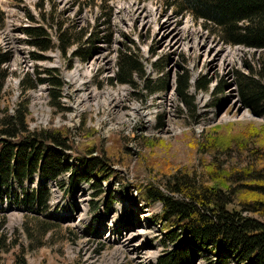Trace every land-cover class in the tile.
Wrapping results in <instances>:
<instances>
[{
	"label": "rangeland",
	"instance_id": "rangeland-1",
	"mask_svg": "<svg viewBox=\"0 0 264 264\" xmlns=\"http://www.w3.org/2000/svg\"><path fill=\"white\" fill-rule=\"evenodd\" d=\"M40 1L0 0L4 18L0 25V47L12 49L10 60L4 64L10 73L1 104L5 102L8 111L14 112L20 101L28 100L29 129L69 128L74 142L68 151L79 153L83 145H94L95 153L107 157L114 172L109 179L100 181L82 178L71 189L69 179L62 174L50 185V207L28 211L13 206L0 211V264H158L159 257L174 246L167 235V226L173 223L163 218L160 201L146 198L145 189L154 186L170 193L169 182L183 174L200 180L203 163L208 159L226 168L224 172H229L230 168L232 173L236 167L231 163L236 161L244 166L252 158V149L264 148V114L257 115L244 104L236 82L238 72L256 74L253 70L260 69L264 50L254 51L242 44L224 43L218 33L210 26L206 28L200 20L189 19L185 23L182 20L177 24V18L172 15L175 8L166 7V2L173 0H42L39 6ZM110 6L109 19L96 18ZM28 9L33 16L54 14L55 19L58 17L63 22V30L74 24L77 30L87 27V36L97 23L102 28L110 26L117 41L123 36L126 40L130 38V44L125 42V54H134L139 59L143 54L140 45L146 52L148 43L155 42L159 45L156 51L162 55L156 54L152 60L161 55L157 68L167 61V91L143 101L146 112H142L139 98L132 95V91L124 99L116 97L119 103L114 105L116 86L113 88L107 83L113 72L98 71V58L89 63L91 68L88 63L75 62L65 75L62 99L70 95L73 104H69L70 108L60 99V104L52 101L50 91L48 99L46 93L30 88L23 90L19 78L31 69L32 63L25 60L29 47L20 28ZM173 38H177L176 43L171 42ZM71 44L79 45L78 42ZM116 44L114 50L119 47ZM146 56L147 73L151 68V77H156L151 58ZM64 57L59 52L62 65ZM45 58L38 59V71L44 77L49 74L47 68L59 64L56 56ZM67 61L66 55L65 65H58V71L52 69L61 73L69 65ZM183 68L190 73L188 92L194 97L193 108L181 102L175 88L178 73ZM136 72L134 80L144 75V72ZM97 76L106 82L104 87L97 88ZM199 79L208 82L206 88L197 89L195 84ZM76 81L80 83L77 88ZM126 88L129 87L121 89ZM159 118H162V125ZM242 137H248L244 150L221 153L214 149V153L206 147L210 139L230 140L233 145L234 139ZM71 158L70 164L80 170L77 159ZM260 165L256 174L263 173L264 164ZM107 194L110 198H106ZM109 205L112 209L107 213ZM227 205L229 209L235 207L249 214L247 209L242 210L234 203ZM252 215L264 222V213ZM215 253L202 249L193 264H216L215 258L223 253ZM224 256L228 264H242L230 255Z\"/></svg>",
	"mask_w": 264,
	"mask_h": 264
},
{
	"label": "trees",
	"instance_id": "trees-1",
	"mask_svg": "<svg viewBox=\"0 0 264 264\" xmlns=\"http://www.w3.org/2000/svg\"><path fill=\"white\" fill-rule=\"evenodd\" d=\"M38 5H42V2ZM168 6L174 7L177 13L185 11L196 19H201L206 28L210 26L224 43L243 44L256 50H264V0H173L166 2V7ZM111 14L110 6L96 18L103 16L109 19ZM46 15L41 13L43 19ZM51 20L59 29L60 46L65 56L73 45L71 43L78 42L79 45L73 54L89 60L99 48V43L112 40L110 26L102 28L101 24L97 23L91 34L86 37L87 27L77 30V25L74 24L63 30V22L58 17L55 19L53 14ZM2 22L3 12L0 11V25ZM105 23L109 24L108 21ZM24 31L29 35V42L36 47L32 55L35 58H44L42 52L51 45L45 28L37 25L26 27ZM130 42L126 40V43L130 44ZM124 48L118 63L119 70L110 78V83L114 85L117 80L140 86V83L134 80L133 74L135 71L143 73V65L136 55L125 54L126 46ZM10 58L11 52L0 48L2 111L0 112V211H7V208L13 206H20L28 211H42L44 207H49L51 192L48 180L58 178L70 168L73 169L70 177L72 187H75L77 181L82 178L87 181L91 178L98 181L109 179L114 170L106 160L108 158L105 154L106 158L95 153L94 145L89 147L83 145V150L79 149V153L70 152L68 149L71 150L74 141L71 140L72 131L69 128L63 126L29 129L28 100L20 101L14 112L8 111L5 102L4 106L1 104L6 89V79L10 73L9 68L4 64ZM67 58L70 63L71 58L68 56ZM162 65L167 64L162 63ZM46 71L49 73L46 77L39 74L34 77L30 72H24L20 76L21 86L23 90L26 88L33 90L38 82L49 81L52 86L50 90L52 101H58L57 103L60 104L61 78L54 69L47 68ZM255 71L256 74L253 76L238 72L236 82L244 104L257 115H262L264 114V59L260 69H254L253 72ZM159 79L161 80L154 83L148 82L147 88L166 90L169 71ZM195 85L197 89H203L207 87L208 82L199 79ZM190 86V73L187 68H183L178 73L176 89L181 101L193 108L194 97L188 92ZM162 122V118H159V124L162 125ZM246 139L248 137L234 139V147L230 140L223 142L210 139L206 147L214 153H216L214 149H218L221 153H229L244 150L243 147L247 146ZM251 155L252 158L244 166L236 161L231 163L236 167L232 173L230 168H228L229 172H224L226 168L208 159L203 163L200 180L188 174L177 175V179L169 182L170 193L154 186L146 187L144 192L146 198L150 201H160L163 204V218L173 223L167 226V235L174 246L159 257L158 264H193L202 249L212 253L218 249L215 255L223 253L220 255L222 257L215 258L216 264H228L227 256L224 255H230L242 264H264V222L252 215L254 213L260 216L264 213L262 212L264 207H261L264 203V182L259 183L264 181V170L261 171L262 174H256L258 167H261L258 164H264V148L252 149ZM72 156H75L79 162L80 170L69 163L68 160ZM262 158L263 162H261ZM35 174L42 178V182L32 187ZM30 179L31 185H26ZM110 196L107 194L106 198ZM231 203L242 210L247 209L249 214L245 215L244 210H237L235 207L229 209L227 204ZM111 208L112 206L109 205L107 210L111 211Z\"/></svg>",
	"mask_w": 264,
	"mask_h": 264
},
{
	"label": "bare ground",
	"instance_id": "bare-ground-1",
	"mask_svg": "<svg viewBox=\"0 0 264 264\" xmlns=\"http://www.w3.org/2000/svg\"><path fill=\"white\" fill-rule=\"evenodd\" d=\"M55 34H57L56 33V31H55ZM117 41V39L116 38H113V42H116ZM172 43H176L177 42V38H173V40L171 41ZM180 42V41H179ZM116 43H118V42H116ZM115 43V45H117ZM172 50V49H171ZM118 57H119V51H118V47H116V49L114 50V47L110 50V48L107 46V42H101L100 43V47H99V50L89 59V60H87V61H83V62H81V61H78V62H81V63H84V64H89L94 58L96 59V58H98V62H99V64H98V68L100 69V70H98V71H112L113 72V74L112 75H109V76H111V78L115 75V73L117 72V70H118ZM113 58V59H112ZM68 62V61H67ZM79 64V63H78ZM83 64V65H84ZM80 65V64H79ZM82 65V66H83ZM91 66H92V64H89L88 65V68H91ZM151 66V65H150ZM96 69V68H95ZM106 69H108V70H106ZM150 71H151V68L149 69ZM71 71V70H70ZM90 71V70H89ZM150 71H149V73L148 74H150ZM89 73V72H88ZM100 73V72H99ZM156 73V72H155ZM91 74V73H90ZM101 74V73H100ZM154 74V73H153ZM151 75V74H150ZM155 75V74H154ZM104 76V75H103ZM106 76V75H105ZM151 77V76H150ZM97 78H98V76H97ZM100 79V78H99ZM103 79V78H102ZM94 80V79H93ZM106 80H108V79H106ZM114 81V80H113ZM89 82V81H88ZM94 82V81H93ZM65 85V84H64ZM79 85H80V83H79V81H76V84H75V86H76V88L77 87H79ZM137 85H139V84H137ZM111 86H113V88L116 86V90H115V92L113 93L114 94V98H113V101H114V105H117L119 102H118V100H117V98L119 97V96H121L122 98L125 96L126 97V95H129L130 94V91H134L135 89L130 85V84H127V83H123V84H118V83H116V85L114 84V85H112L111 84ZM125 86H128L129 88L127 89H124V91L121 89L122 87H124L125 88ZM71 87V86H70ZM73 87V86H72ZM86 87V86H85ZM111 88V87H110ZM146 90L144 89V90H142V92H145ZM128 92H129V94H128ZM161 91H158V92H154V93H152V94H148L147 95V97L146 98H143L142 96H138V98H140L138 101L142 104H138L139 105V107H141L140 109L142 110V112H146V111H144L145 109L144 108H146L145 107V105H144V103H143V101H146V99L148 98V97H150V96H153V95H155V94H158V93H160ZM68 93V92H67ZM71 94V93H70ZM85 94H87V93H85L84 92V95ZM89 94V93H88ZM110 94V93H109ZM161 94V93H160ZM67 95V94H66ZM133 95V94H132ZM78 96H80V95H78ZM86 96V95H85ZM84 96V97H85ZM75 97V96H74ZM83 97V98H84ZM117 97V98H116ZM63 98H64V96H63ZM80 98V97H79ZM78 98V99H79ZM82 98V97H81ZM111 99V98H110ZM124 99V98H123ZM160 108H161V110H163V107H161L160 106ZM144 109V110H143ZM147 109H149L148 107H147ZM151 110V109H150ZM160 110V109H159Z\"/></svg>",
	"mask_w": 264,
	"mask_h": 264
}]
</instances>
